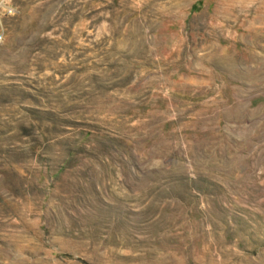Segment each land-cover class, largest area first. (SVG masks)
<instances>
[{"label":"rangeland","instance_id":"rangeland-1","mask_svg":"<svg viewBox=\"0 0 264 264\" xmlns=\"http://www.w3.org/2000/svg\"><path fill=\"white\" fill-rule=\"evenodd\" d=\"M0 264H264V0H0Z\"/></svg>","mask_w":264,"mask_h":264}]
</instances>
